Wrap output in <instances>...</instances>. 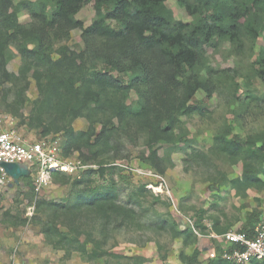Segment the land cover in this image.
I'll return each instance as SVG.
<instances>
[{"label": "trees", "instance_id": "trees-1", "mask_svg": "<svg viewBox=\"0 0 264 264\" xmlns=\"http://www.w3.org/2000/svg\"><path fill=\"white\" fill-rule=\"evenodd\" d=\"M167 2L0 0V87L8 81L23 83L17 87L9 108L21 112L32 78L39 97L31 101L27 125L39 127L45 137L63 134L64 157L78 152L84 163L98 165L104 176L106 155L118 151L114 137L135 141L142 136L146 152L141 160L163 173L160 165L165 158L187 141L181 117L202 113L193 102L197 93L203 91L211 98L219 87H227L233 93L240 89L233 76L211 67V55L224 47L229 54H249L254 60L244 83L249 87L250 80H255L264 86V0H176L190 22L177 20ZM90 4L95 17L85 26L78 15ZM23 11L32 20L29 27L19 21ZM77 29L82 31L85 44L80 52L62 45ZM11 43L21 57L16 75L6 69V51ZM133 92L137 99L129 103ZM258 99L255 95L250 97L251 101ZM20 116L21 123H25ZM79 118L88 120L87 131L73 128ZM236 119L240 115L236 114ZM161 150L165 152L162 157ZM211 151L231 162H243L242 176L230 181L235 188L263 184V134L242 138L227 125L226 132L215 136ZM92 171L89 169L74 180L63 173H52L55 184L76 187L75 195L66 203L38 202L36 211L49 212L42 227L49 244L68 255L79 252L96 260L105 254V238L97 240L85 230L84 214L93 215L104 227L114 218L129 222L140 217L132 206L145 208L147 194L151 193L141 186L128 196L130 204L123 205L115 181L106 186H90ZM258 222L257 216H251L237 232L252 234ZM213 228L217 235L227 232L216 222ZM174 234L183 236L187 244L195 242L190 229ZM89 245H93L91 251ZM199 254L195 249L191 257L182 256V260L196 263ZM210 264L232 263L220 255ZM250 264L264 262L256 260Z\"/></svg>", "mask_w": 264, "mask_h": 264}, {"label": "rangeland", "instance_id": "rangeland-1", "mask_svg": "<svg viewBox=\"0 0 264 264\" xmlns=\"http://www.w3.org/2000/svg\"><path fill=\"white\" fill-rule=\"evenodd\" d=\"M19 1L15 0V3ZM167 5L177 20L191 21L176 0H168ZM94 17L93 4L86 6L78 15L85 26ZM19 21L25 27L32 23L25 11L19 14ZM62 45L75 52L83 51L82 31H72L70 39ZM6 57L7 71L18 74L21 57L13 43L8 45ZM253 60L254 57L251 59L249 54H229L226 47L209 57L211 67L233 76L240 83V89L233 93L227 87H219L211 98L203 91L197 93L193 102L202 113L181 117L187 141L180 143L165 158L160 165L163 173L141 160L146 152L142 136L135 141L114 137L113 143L118 151L106 155L108 161L104 166V176L100 174L98 165L84 163L78 152L67 157L88 166L72 175V180L92 169L88 181L90 186H106L115 181L119 202L123 205L130 204L127 203L128 196L141 186L151 193L147 194L145 208L132 206L140 217L129 222L114 218L104 227L93 215L84 214L85 230L97 240L105 238L102 244L105 254L102 253L103 256L96 260L79 252L68 255L49 244L42 230L49 212L45 209L36 211V205L41 201L68 202L77 188L55 184L51 179L39 184L34 169L22 166V172L17 177L0 185V264H189L182 260V256L191 257L195 249L200 254L197 262L191 264H210L220 257L225 245L223 240L212 238L216 234L213 228L215 222L227 232L243 229L251 216H257L258 224H264V182L260 187L235 188L230 181L242 176L243 162H231L211 151L215 136L226 132L227 125H230L233 134L242 138L264 135V86L255 80H250L249 87L244 83ZM22 86L23 83L15 85L8 81L0 87V132L15 133L31 143L45 141L63 156V134L54 133L45 137L39 127L27 125L31 116V101L39 97L32 78L25 93L27 102L21 112L18 114L9 108L16 97L17 87ZM251 95L259 98L258 101H251ZM136 99L133 92L128 102ZM20 114L25 123H21ZM236 114L240 115L239 120ZM89 127L85 118L73 123L76 131H87ZM164 155L161 150L160 156ZM186 229L193 232L195 242L187 244L183 236H175L174 233ZM92 246L89 245V251Z\"/></svg>", "mask_w": 264, "mask_h": 264}, {"label": "built area", "instance_id": "built-area-1", "mask_svg": "<svg viewBox=\"0 0 264 264\" xmlns=\"http://www.w3.org/2000/svg\"><path fill=\"white\" fill-rule=\"evenodd\" d=\"M16 165L33 168L39 184L50 181L54 172L69 176L88 168L81 161L65 158L45 141L31 143L15 133L0 132V185L8 183L12 176L6 166ZM213 239L223 240L225 245L221 258L232 264H250L252 261L264 262V224H258L252 234L228 231L222 235L214 234Z\"/></svg>", "mask_w": 264, "mask_h": 264}, {"label": "water", "instance_id": "water-1", "mask_svg": "<svg viewBox=\"0 0 264 264\" xmlns=\"http://www.w3.org/2000/svg\"><path fill=\"white\" fill-rule=\"evenodd\" d=\"M5 168L12 177H17L22 172V169L16 165L6 166Z\"/></svg>", "mask_w": 264, "mask_h": 264}]
</instances>
